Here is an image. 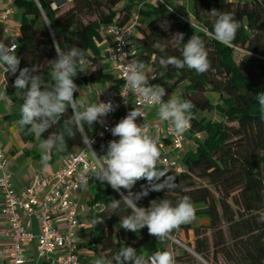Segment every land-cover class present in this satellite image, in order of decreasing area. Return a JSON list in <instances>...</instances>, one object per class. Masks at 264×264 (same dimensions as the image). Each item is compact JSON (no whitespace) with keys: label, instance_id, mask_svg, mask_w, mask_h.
<instances>
[{"label":"trees","instance_id":"1","mask_svg":"<svg viewBox=\"0 0 264 264\" xmlns=\"http://www.w3.org/2000/svg\"><path fill=\"white\" fill-rule=\"evenodd\" d=\"M14 2L22 13L16 41L21 68L37 64L44 72L42 62L56 58L54 40L65 52L73 46L85 50L84 63L78 67L79 73L74 78L80 89L75 94L76 99L82 88L104 84L113 78L104 51L108 38L102 36L100 30L108 25L125 26L134 22L129 38L138 50V59L150 62L160 71L175 73V83L183 87L181 100H190L195 105L193 119L185 132L186 140L192 141L193 147L178 153L183 171L169 173L157 165L163 173L160 182L175 187L170 191H150L138 205L148 207L150 201L163 198L175 205L181 197L189 196L196 208L195 216L208 221V228H193L197 252L205 255L210 246H214L220 248L227 264H264V221L261 220L264 217V119L255 98L256 94L264 92V0H187L191 3V22L179 16L172 5L173 10H170L144 0H71V6L62 13L59 6L53 7L56 0ZM212 9L231 12L240 22L241 28L231 46L197 31L199 27H207L211 32L214 17L209 12ZM134 14L137 15L135 21ZM86 16L95 18L86 20ZM176 33L184 34L182 42L173 38ZM194 33L205 41L210 69L199 74L187 67L162 68L159 59L162 56L182 58L183 43ZM156 42L165 46V52L153 47ZM14 80L15 76L11 75L12 85ZM47 85L51 86L52 81ZM207 91L217 95L216 101L200 97V93ZM212 111L218 119L197 115ZM71 114L69 109L41 138L50 132L63 131L64 120ZM95 127L96 123L91 128L85 125L81 131L73 126L75 138L66 136V149L54 150L53 158L82 146L84 136L95 141L93 147L102 155L107 147H101L105 140L95 138ZM146 184V180L138 181L132 191L140 192L141 185ZM87 185L91 199L85 217L90 223V237L85 242L79 240V248H87L95 259L111 260L120 247L137 248L155 238L148 234L147 228L137 233L120 229V218L131 214V210L123 204L115 214L105 210L110 198L120 199V194L99 182L94 174ZM121 191L127 195L125 190ZM93 220L104 222L93 224ZM190 228L186 224L179 230ZM207 230L211 240L206 235ZM41 264L48 263L41 261Z\"/></svg>","mask_w":264,"mask_h":264},{"label":"clouds","instance_id":"2","mask_svg":"<svg viewBox=\"0 0 264 264\" xmlns=\"http://www.w3.org/2000/svg\"><path fill=\"white\" fill-rule=\"evenodd\" d=\"M37 6L40 7L39 3ZM210 15L214 17L211 32L207 27H199L197 31L211 35L219 43L231 46L236 39L241 24L231 12H221L212 9ZM191 22V21H190ZM191 27H195L191 25ZM173 38L184 39L183 33H176ZM56 58L47 62L48 73L52 85L48 86L41 67L33 64L31 67L21 68V57L17 55L18 45L14 42H0V69L6 74L15 76L13 87L15 94L22 101L20 105V119L17 124L21 129H26L27 134L34 135L38 140L59 123L60 118L71 109L70 118L64 120V129L60 132H50L39 144L41 150V163L45 169L49 166L50 154L55 150L64 151L67 146L66 136L74 139L77 130L83 131L85 125L92 127L95 123H104L103 117L115 110L111 101H97L84 107L83 102L76 99L79 87L74 78L85 60L84 49L73 46L68 51H63L60 43L53 41ZM153 47L161 53L165 46L156 42ZM182 58L176 56L161 57L159 63L162 68L169 66L175 69L195 70L203 74L211 67L206 50L205 41L201 36L193 34L181 50ZM155 59V57H153ZM18 73V74H17ZM147 64L139 59L130 60L124 68L123 79L127 90L139 96L141 105L135 106L110 129L113 137L107 144L106 154L99 155L93 150L95 141L88 136L82 137L86 149L91 152L95 160L94 176L106 183L112 190L120 194V199L110 198L105 210L115 214L123 204L131 210V214L119 220L120 229L137 233L147 228L148 234L157 240L166 239L173 231H178L182 225L189 224L195 217L196 208L189 196L181 197L175 205L169 199L150 201L148 207L138 205V201L148 196L150 191L172 190L175 185L160 182L163 173L157 165L161 159L159 149V127L150 130V125L144 121V108L158 107V117L161 121L170 124L174 135L184 134L190 127L193 119L195 105L190 100H181L175 95L165 101L166 89L160 84L149 83ZM155 75L151 79H156ZM8 87V85H7ZM7 87L0 90V102L6 106L12 104L7 92ZM264 119V92L255 95ZM83 109V110H81ZM143 118V123L138 124L137 118ZM146 180V185H141V191L134 193L133 187L138 181ZM127 192V195L123 191ZM110 217V216H109ZM264 221V217H261ZM104 220H93V224H102ZM93 264H177L175 255L168 250L152 252L149 257L139 253L136 248L126 245L120 247L112 255L111 260L106 257L97 258Z\"/></svg>","mask_w":264,"mask_h":264},{"label":"built area","instance_id":"3","mask_svg":"<svg viewBox=\"0 0 264 264\" xmlns=\"http://www.w3.org/2000/svg\"><path fill=\"white\" fill-rule=\"evenodd\" d=\"M145 3L162 5L170 10L168 0H144ZM0 0V20L7 18L9 10L3 8ZM143 3L140 4V6ZM184 20L192 21L188 13L185 16L177 12ZM137 15H133V21ZM133 23L125 26L108 25L100 30L102 36L108 38L104 51L110 63L111 73L116 82L106 87L102 93L101 102L111 101L115 110L103 117L104 123H96L95 138L106 140L113 127V119L123 112L124 117L135 106L141 105L139 96L130 93L124 86V68L132 59H138L139 54L129 36L133 32ZM17 44L16 41H11ZM149 83L155 84L152 75L158 77V69L153 67L149 71ZM144 108V121L150 125V130L159 127V149L161 159L158 165L169 173L183 171L180 162L179 150L183 149L186 140L185 133L177 136L170 130L166 121L152 126L147 120L149 111L156 109ZM143 118L138 117L137 123L142 124ZM199 137V133H196ZM94 151H96L92 145ZM98 153V151H96ZM99 154V153H98ZM106 151L103 150V154ZM100 155V154H99ZM95 160L91 152L83 144L79 148L69 151L62 156V164L53 172H40L34 176L31 185L23 189H15L12 184L11 172L8 169V160L0 142V211L5 217V226L0 229V264H27L25 245L31 242L36 244L37 261L48 264H84L80 260L79 230L84 223L79 219L78 193L87 185L94 174ZM36 218L39 223V232L34 233L27 225L30 218ZM175 235V234H174ZM169 235L167 238H171Z\"/></svg>","mask_w":264,"mask_h":264},{"label":"crops","instance_id":"4","mask_svg":"<svg viewBox=\"0 0 264 264\" xmlns=\"http://www.w3.org/2000/svg\"><path fill=\"white\" fill-rule=\"evenodd\" d=\"M15 0H3L2 6L9 10L8 16L4 20H0V42L9 43L11 41H17L19 35V26L22 18V13L20 8L14 2ZM190 14V9L187 8ZM191 15V14H190ZM49 60H44L42 62V67L44 68L43 75L45 79L49 77L47 75L48 62ZM148 71H150L153 66L150 62H147ZM176 74L170 72H163L158 70V77L155 79V84H160L166 89V95L163 98L167 101L171 95H175L181 99L183 87L182 84L175 83ZM116 78L107 81L104 84H91L87 87L82 88L78 101L83 102L84 107H87L90 103L98 100L101 101L102 93L105 91L106 87L115 83ZM8 85V87H7ZM7 87V92L12 100V104L6 106L3 102H0V142L3 146V152L8 160V169L11 172L12 184L15 189H23L26 186L32 184L34 176L40 172L50 173L53 172L62 164V156L58 158H53L50 154L49 166L45 169L41 163V150L39 148L40 142L34 135L27 134L26 129H21L17 124L20 117V101L15 94L16 89L11 83V74H6L3 69H0V90ZM83 110V109H82ZM158 111L153 109L149 111L147 120L152 126L158 125L161 122L157 118ZM122 118H124L123 112H120L113 119V127ZM117 139L118 137H113L110 134L107 139L101 144V147H107L110 140ZM193 147V145H192ZM88 192L90 194V187L87 185L78 193V202L81 201L83 194ZM88 194V197H89ZM88 199V198H87ZM86 199V200H87ZM85 200V201H86ZM0 203H1V193H0ZM83 203L81 202V205ZM85 204V203H84ZM80 210L81 221L84 226L79 230L78 236L81 242H85L90 237V223L85 217L87 209L84 207ZM28 227L34 232H39V223L36 218L32 217L27 221ZM5 226V217L0 211V229ZM25 254L27 257V264H41L35 258L36 255V244L31 242L25 245ZM80 260L85 264L88 260L90 264H93L95 258L93 257L91 251L85 247L80 248ZM7 264V263H3Z\"/></svg>","mask_w":264,"mask_h":264},{"label":"rangeland","instance_id":"5","mask_svg":"<svg viewBox=\"0 0 264 264\" xmlns=\"http://www.w3.org/2000/svg\"><path fill=\"white\" fill-rule=\"evenodd\" d=\"M56 2H57V5L56 3H53V7L59 6L60 13L64 12L67 8L71 6V0H56ZM169 4L172 5L178 11H180L181 13H184L185 16H188L187 8L189 9L191 8V3L187 2V0H170ZM90 18L91 19L95 18V16L84 17V19L86 20ZM45 80H46V83H48L51 80L50 76L47 77ZM199 95L202 99L210 97L212 100L216 101V98H217V95L211 91L200 93ZM197 115H205L207 118H210V119L219 118V116L216 114L215 111L203 112V113L200 112V113H197ZM110 136H111V132H110ZM192 145H193L192 141L190 140L184 141L183 150L191 148ZM88 194H89L88 192L83 194L81 201H79L80 210L83 209L84 203H85L84 207L87 208L88 201L91 199V190H90L89 197H88ZM81 202L83 203L82 205H81ZM188 225L191 226V228L188 231H184V230L175 231L170 234L172 236L171 238H166L164 240H157L156 238L151 239L147 241L146 243L138 246L136 249L139 253L143 254L146 258L149 257L152 252H155L157 250L171 251L176 257L177 264H227L221 251L219 250L220 248L210 246L209 251H207L205 255L197 252L195 249V235H194L193 228L194 227H201V228L207 227L208 228L207 219L198 218L195 216L194 219ZM226 226L227 224L224 223V227ZM206 235L209 237V240H211V235L208 230L206 232ZM162 247L164 250H162ZM85 264H90V263L88 260H86Z\"/></svg>","mask_w":264,"mask_h":264},{"label":"water","instance_id":"6","mask_svg":"<svg viewBox=\"0 0 264 264\" xmlns=\"http://www.w3.org/2000/svg\"><path fill=\"white\" fill-rule=\"evenodd\" d=\"M56 3V5H57V2H55Z\"/></svg>","mask_w":264,"mask_h":264}]
</instances>
